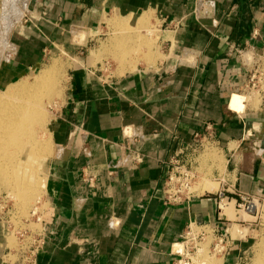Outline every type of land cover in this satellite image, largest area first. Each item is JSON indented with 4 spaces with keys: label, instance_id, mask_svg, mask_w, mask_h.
Returning a JSON list of instances; mask_svg holds the SVG:
<instances>
[{
    "label": "crops",
    "instance_id": "0c3cea01",
    "mask_svg": "<svg viewBox=\"0 0 264 264\" xmlns=\"http://www.w3.org/2000/svg\"><path fill=\"white\" fill-rule=\"evenodd\" d=\"M202 2L212 6L199 12ZM47 3L40 28L23 29L3 59L2 84L38 66L43 43L77 54L75 31L98 36L107 18L151 16L161 26L162 58L143 57L136 69L113 78L99 75L90 56L71 70L51 126L46 208L28 264H176L174 245L191 226L229 221L220 213L219 190H227L229 205L239 195L264 198V104L242 114L235 105L264 52V0ZM207 124L227 162L220 189L204 195L198 189L201 196L169 204L171 162ZM136 156L142 163L132 161ZM231 239L221 264H241L246 253L244 239ZM11 246L0 218V264L20 258Z\"/></svg>",
    "mask_w": 264,
    "mask_h": 264
},
{
    "label": "rangeland",
    "instance_id": "374dc122",
    "mask_svg": "<svg viewBox=\"0 0 264 264\" xmlns=\"http://www.w3.org/2000/svg\"><path fill=\"white\" fill-rule=\"evenodd\" d=\"M7 1L8 0H0V77L3 72H7V67H4L2 62L10 53V49L16 44V38L25 34L23 29L32 28L38 30V28H40L39 23L44 21L45 15L47 14L46 10L50 7L47 0ZM125 25H128L126 27L129 29H118V26ZM160 27L159 23L151 21V16L148 15H144L137 19L107 18L98 36L93 33L83 34L78 30L75 31L72 36V42L73 47L78 49L77 54L61 46L52 48L50 43L41 44L38 49V55L40 56L38 66H33L32 70H28L21 76L15 79L12 78L8 82V84L17 83L19 81L34 83L39 78V73L45 71L47 69L46 67L54 60L56 62L54 65L55 68H57V72L61 71L59 75L61 74L62 77H64L61 95L43 99L42 104L45 108L48 122L45 125V131L42 130L38 133V139L44 141L47 136L50 135L49 137H51V126L63 103L70 72L82 62L81 59H87V57L89 58L90 56L91 58L89 61L95 64L94 67L98 70V74L105 78L121 76L122 74L136 69V65L135 68L127 65H118L121 61V58H118V54L122 55V60H126V64L132 62L137 64L136 62L146 58L148 61H152L153 57L162 58L159 44ZM9 29L10 32L8 36ZM7 36L8 46L6 45ZM116 45H122L121 47L125 48L122 49ZM4 48H6V51L3 50ZM121 49L123 52L120 51ZM78 51L81 53L78 54ZM263 53L260 59H255L256 64L253 70L246 73L245 81L236 94L235 105L237 109L240 110V114L249 109H259V107L264 104ZM250 61L252 62L254 60L251 59ZM100 62H102L103 65L97 66V63ZM8 84H2V82H0V93L5 91ZM250 137L254 136L251 135ZM197 145L199 147H194L185 154V156H188V160H191V162L193 161V163L194 161L198 163L193 165V172L197 176L196 183L193 186V191L196 193L193 196H201L202 194L197 193L198 189L201 190L200 193H204L205 191L203 189H206L208 184H211V186L209 185V189H211L208 190V192L215 193L220 189L218 175L222 178L226 173L227 162L224 163V161H222L221 158H223V154L215 146H208L207 149L204 150V148H201V144ZM50 152L54 154V145L49 153ZM50 157L51 156H49V158ZM188 160H186V162ZM43 169L45 171V168ZM201 185L205 186V188L202 187L203 189H201ZM208 192L204 194H208ZM44 195V192L36 195L29 200L28 207H22L18 198L12 194L8 186L0 184V218L9 231L11 243L13 242V247L11 246L12 250L20 254V258H11L9 261L10 264L29 263V258L37 244V234L41 231V225L38 220L41 219L46 208ZM224 203H227V201ZM230 205V211H227L229 212L227 214L229 221L225 222V230L227 229L228 231L226 236L234 240L244 239L246 245L244 251L246 253L242 257L241 264H253L256 246L264 238V198L262 197L261 201L255 206L253 214L246 213V211H238L235 203ZM222 214H224V210ZM197 231L201 232L202 230L198 229ZM205 231L204 241L201 244L202 252L196 256V260H201L202 263L205 264H221L222 257L215 256L211 253L218 234H215L211 228H206Z\"/></svg>",
    "mask_w": 264,
    "mask_h": 264
},
{
    "label": "bare ground",
    "instance_id": "6f19581e",
    "mask_svg": "<svg viewBox=\"0 0 264 264\" xmlns=\"http://www.w3.org/2000/svg\"><path fill=\"white\" fill-rule=\"evenodd\" d=\"M126 26H118V29H129ZM121 46L118 47L125 48ZM118 55L121 58L119 65L125 66L126 60L123 61L122 55ZM54 64L55 60L45 71H41L36 82L8 84L5 91L0 93V184L8 186L22 207H28L30 199L45 193L46 173L43 168L49 156L52 157L53 152L51 154L49 151L52 150L53 142L50 135L44 141L39 140L38 133L45 131L48 122L43 99L62 93L64 77L59 75L61 71L57 72ZM135 65L132 62L128 66L135 68ZM209 185L206 189L201 185V189L207 192L211 189ZM230 206L223 202L221 210L230 211ZM253 264H264V238L256 246Z\"/></svg>",
    "mask_w": 264,
    "mask_h": 264
},
{
    "label": "built area",
    "instance_id": "2783aa9c",
    "mask_svg": "<svg viewBox=\"0 0 264 264\" xmlns=\"http://www.w3.org/2000/svg\"><path fill=\"white\" fill-rule=\"evenodd\" d=\"M199 6L202 9L197 11L200 12L210 8L212 4H206V2H202L199 4ZM197 144H201L200 146H202L201 148H204V150H206L208 146H215L218 148L215 127L213 124H207L204 132L195 134L190 145H183L178 149L177 157L171 162L172 170L166 183V202L169 204H181L185 201H188L196 193L193 191V186L197 179L196 174L193 172V165L196 163V161H194V163L193 161L191 162V160H188V156H185V154L194 147H199ZM186 160L188 161L186 162ZM132 161L142 163V158L140 156H136ZM92 180L93 179H91V181ZM227 193L228 192L226 189H221L217 192V196L220 198V213H222V202L227 201L229 203ZM238 199L239 200L235 201L236 209H238V211H246V213L249 214H253V207L257 206L259 201H261V198L258 196L256 197L248 195H239ZM222 216L228 218L225 214H222ZM206 228H211L215 234H218L216 236V240L214 241V246L211 253L220 257H223L227 254L231 246L232 239L226 236V233L228 232L227 229L225 230L226 225H223V227H211L210 225L196 227L191 226L187 230L181 242L174 245L175 255L178 257L176 264H205L202 263L201 260L197 261L196 256L202 252L201 244L204 241ZM198 229L202 231L198 232ZM179 244L182 245L181 249L176 248V246Z\"/></svg>",
    "mask_w": 264,
    "mask_h": 264
}]
</instances>
